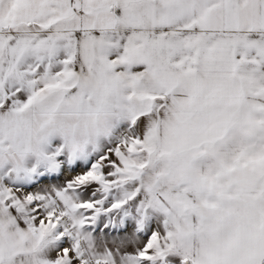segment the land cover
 Instances as JSON below:
<instances>
[{
    "label": "snow or ice",
    "instance_id": "obj_1",
    "mask_svg": "<svg viewBox=\"0 0 264 264\" xmlns=\"http://www.w3.org/2000/svg\"><path fill=\"white\" fill-rule=\"evenodd\" d=\"M0 264H264V0H0Z\"/></svg>",
    "mask_w": 264,
    "mask_h": 264
}]
</instances>
